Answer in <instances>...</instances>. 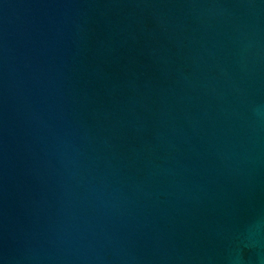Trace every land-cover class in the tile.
Returning a JSON list of instances; mask_svg holds the SVG:
<instances>
[{"label": "water", "instance_id": "obj_1", "mask_svg": "<svg viewBox=\"0 0 264 264\" xmlns=\"http://www.w3.org/2000/svg\"><path fill=\"white\" fill-rule=\"evenodd\" d=\"M0 264H264V0H0Z\"/></svg>", "mask_w": 264, "mask_h": 264}]
</instances>
